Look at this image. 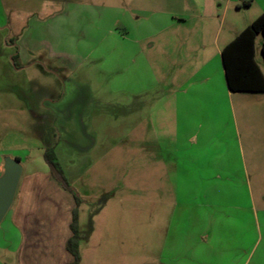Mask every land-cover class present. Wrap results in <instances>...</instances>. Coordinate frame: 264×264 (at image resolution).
I'll return each instance as SVG.
<instances>
[{"label": "rangeland", "instance_id": "rangeland-1", "mask_svg": "<svg viewBox=\"0 0 264 264\" xmlns=\"http://www.w3.org/2000/svg\"><path fill=\"white\" fill-rule=\"evenodd\" d=\"M70 1L0 0V163L11 156L23 165L11 209L35 196L75 204L50 175V147L80 199L79 264H264L262 168L255 159L246 173L240 161L221 65L210 62L208 85L196 91L203 77L185 66L213 50L221 19V31L241 29L264 0H211V19L181 11L191 0ZM178 13L185 23L168 26ZM211 96L216 107L201 105ZM210 117L202 128L232 161L223 186L199 189L168 165L180 145L193 148V123ZM246 141L248 162L264 153V131L258 144ZM53 233L60 244L69 234ZM22 240L8 211L0 264H20Z\"/></svg>", "mask_w": 264, "mask_h": 264}, {"label": "crops", "instance_id": "crops-1", "mask_svg": "<svg viewBox=\"0 0 264 264\" xmlns=\"http://www.w3.org/2000/svg\"><path fill=\"white\" fill-rule=\"evenodd\" d=\"M74 1L78 0H71L70 2ZM191 1V7L187 8V6H185L181 11L192 10L201 13V15L205 18H212V16L209 15L210 9H214L211 0ZM200 3H202V7H200L201 5H198ZM248 6H251V4L249 3L247 7ZM216 8L220 9L221 4L216 3ZM255 9L257 15L253 19H250V21L246 23L241 29H236L235 26H231L230 24L228 25L226 31H221V29H223V19H221L220 24L215 31L213 50L207 52L206 45L200 47V49L204 51L206 50L207 52L203 53V62L195 65V63H192V61L189 60V62L185 66L192 67L191 74H194L195 76L200 75L201 77H203L198 83H196L197 86L193 87V90H195L196 88L202 89L204 87V84L208 85L207 82L209 80L207 77L209 73V66L212 64L210 63L211 61H215V67L221 65L220 68L223 72L226 87L223 86V89H220V91L223 92V96L225 95V98L228 102L232 126H234L235 132L238 133L237 146L240 161L242 162L243 168L245 169L244 171L246 173H248L251 166L254 165L253 161L255 162V159L259 162V165L262 168L261 176L259 177L261 185L264 184V153H262V155H259V157L254 156V154L249 155L251 159L248 162L246 157V155L249 154L247 152L248 141L246 140L251 138L253 142L257 141L256 143L258 144L259 138L260 136H262V132L264 131V92L242 93L229 91L226 84L221 57L222 49L228 43H230L237 34H239L244 28L250 25L257 17H259L264 12V2H262V4H260V6H257ZM174 16L175 17H172V21L168 24V26H178L185 23L186 19L181 18V15L179 13ZM221 32H223L222 35ZM258 35H256L255 37V61L264 77V72L258 60V56L262 60H264L261 54V43L263 37L262 34H260V41L258 42ZM195 60L196 59H194V61ZM180 66L186 69L184 66ZM184 69H178L179 71L177 72H182ZM205 73L207 77L205 76ZM211 98L212 96L210 97V99L202 101L201 105L205 103V107L209 106L210 109L216 107V104L213 103V100H211ZM181 101L184 102L183 99H181ZM195 101L200 106L199 101ZM193 121L194 120H191V122ZM211 121H213L212 117H210L209 119L203 118V123H200L199 121L193 123V125L197 124L193 128H197L198 130H200V133L198 135L195 134L196 136L194 135L193 139H187L188 142L191 141V144H193V148L184 149L180 145V150H175V159L168 165V167L176 176H178L180 179L183 176L192 179V182L190 183H192L193 186L199 189L220 188L221 186H223L224 184L222 183V181H220V174L221 172H229L226 167L227 165H229V162L232 161L229 159V157H227L229 148H223L222 145L221 148L215 146L216 141H218L219 143L220 138L217 137V135L208 138V134H206V132L202 128V126L207 125V123L211 124ZM175 122L176 121H174V123ZM205 130H207V127ZM209 140L212 142H209ZM223 153H225V156H222ZM220 158L225 159L223 166L219 163L221 161ZM183 162L185 164H189L188 167L190 171H185V169L184 171L181 170V164ZM1 166L2 163H0V173ZM47 171L32 173L31 175L36 177L37 175L43 177L47 174ZM244 183L245 182H243V186ZM251 183L252 180L251 178H249V180H247L246 186H248V188L250 189ZM180 184H182L183 188L187 186L188 183L185 182ZM63 197L64 196L59 198H51L47 196H42L40 198L36 196L27 197V199L20 201L19 205L15 209L12 210L10 207L9 211H11L14 225L18 232H21L23 234L22 246L18 253L20 264H59L61 263L60 261H63L62 264L70 263L71 257L65 249V243L70 236V214L75 204L73 205V202L70 201L69 198ZM248 197L249 200H254L251 191H248ZM260 202L264 204V196H261ZM37 232H48L49 235H46L44 237V240H40L41 238L39 239V235L37 234ZM53 232H69V234L60 244V236H55ZM179 234L182 236V232H179ZM188 234L189 232L186 233L185 237H187Z\"/></svg>", "mask_w": 264, "mask_h": 264}, {"label": "trees", "instance_id": "trees-1", "mask_svg": "<svg viewBox=\"0 0 264 264\" xmlns=\"http://www.w3.org/2000/svg\"><path fill=\"white\" fill-rule=\"evenodd\" d=\"M249 3V1H244L242 4L247 6ZM258 34H262L263 37L261 54L264 59V12L237 34L221 51L226 84L231 92H264V77L255 61V37ZM43 159L49 168L51 177L72 195L75 202L71 210L70 236L65 243V249L71 257L69 264H79L80 235L77 206L80 204V199L68 189L69 186L53 148L44 149Z\"/></svg>", "mask_w": 264, "mask_h": 264}, {"label": "water", "instance_id": "water-1", "mask_svg": "<svg viewBox=\"0 0 264 264\" xmlns=\"http://www.w3.org/2000/svg\"><path fill=\"white\" fill-rule=\"evenodd\" d=\"M22 170L23 165L17 158L11 156L2 157L0 173V223L14 201ZM72 192L77 196L73 190Z\"/></svg>", "mask_w": 264, "mask_h": 264}]
</instances>
